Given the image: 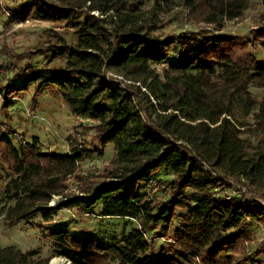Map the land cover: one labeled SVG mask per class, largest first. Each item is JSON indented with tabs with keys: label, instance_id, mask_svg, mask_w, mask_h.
Returning a JSON list of instances; mask_svg holds the SVG:
<instances>
[{
	"label": "trees",
	"instance_id": "obj_1",
	"mask_svg": "<svg viewBox=\"0 0 264 264\" xmlns=\"http://www.w3.org/2000/svg\"><path fill=\"white\" fill-rule=\"evenodd\" d=\"M150 3L149 8L146 7ZM182 5L215 30L199 28L160 35V12ZM250 0H12L9 22L28 18L62 24L75 39L56 32L34 50L12 53L9 68L28 62L0 84L4 110L13 96L33 89V105L49 91L72 114L91 121L94 141H72L68 152L44 150L38 137L17 143L0 126V183L9 225L24 221L52 244L38 249L0 247V264H264V239L253 255L238 256L249 220L264 224V19L251 34L223 29ZM34 53L51 66L30 64ZM110 73V75H108ZM21 78L20 82L17 79ZM9 118V116H8ZM7 118V119H8ZM253 118L254 123L249 119ZM9 126V123L7 124ZM114 147V157L96 173L79 165ZM168 170L172 179L157 178ZM77 192L66 181L75 177ZM245 182L258 197L228 195ZM143 183L162 188L165 200L138 192ZM54 205L50 202L56 197ZM103 216L136 219L139 226L109 240L76 236L68 223L50 226L57 210L77 208ZM181 210V213H177ZM40 215L41 221H36ZM173 231L166 253L155 240ZM231 231H238L230 236Z\"/></svg>",
	"mask_w": 264,
	"mask_h": 264
},
{
	"label": "rangeland",
	"instance_id": "obj_2",
	"mask_svg": "<svg viewBox=\"0 0 264 264\" xmlns=\"http://www.w3.org/2000/svg\"><path fill=\"white\" fill-rule=\"evenodd\" d=\"M11 2L12 0H0V84L6 83L29 60V57L26 56L17 62L18 67L9 68L6 63L11 59L12 53L34 50L47 40L55 39L56 32L67 35L70 40L75 39L72 30L62 24L47 20L28 18L25 21L10 24L5 8L6 4ZM149 6L150 3L146 5L147 8ZM195 14L190 9L179 5V3L172 8L166 7L160 12V25L155 32L165 35L188 32L199 28L216 29L213 23L198 20ZM262 19H264V0H250L249 7L240 17L227 19L223 29L217 31L241 36L250 35L252 28L257 27ZM255 52L257 56L264 58V48L259 47ZM30 61V64L36 68L51 66L54 62L51 57L36 53ZM20 81L21 78H18L17 82ZM250 90L259 98L264 99V85H252ZM13 102V106L8 111L4 110V97L0 95V126L10 129L16 143L20 139L31 140L33 137H38L44 150L63 154L69 151L72 141L76 137L87 144L94 141L93 123L73 115L69 106L61 98L55 97L47 90L38 97V106L35 110L32 109L33 89L15 94ZM249 122L254 123V119H249ZM114 154L113 145H109L104 152L95 153L80 163L79 171L96 173L97 170H102L110 162ZM172 177V172L168 170H162L157 175V178L162 180H170ZM230 182L233 183L232 187H227L224 190L225 194L258 197L257 193L250 189L245 182L238 183L232 180ZM77 183L76 176L66 181L70 192L78 191ZM2 187L3 185L0 183V247L15 246L23 251L38 249L42 257H50L52 244L44 239L42 231L31 227L24 221H18L12 226L9 225L6 220L7 206L1 196ZM159 187L152 189L151 185L143 183L138 186V192L140 191L142 194L149 192L148 196L156 199V201L165 200L167 194ZM54 199L50 202V205H53ZM177 213H181V210H177ZM35 220L41 221L40 215H37ZM61 223H68L73 233L78 237L94 235L104 237L107 240L126 234L133 227L139 226L136 219L103 216L100 206H96L95 213L89 215L74 207L59 209L49 225L56 226ZM180 224L181 218L177 216L173 220L167 238L161 237L155 240L156 253L161 249L165 251L164 253L168 251L169 244L172 243L173 231ZM237 233L238 231H231L229 235L234 236ZM263 239L264 224L258 220H249L244 229L243 237L238 244V256L243 254L253 255ZM49 264H69V262L62 257H51Z\"/></svg>",
	"mask_w": 264,
	"mask_h": 264
},
{
	"label": "built area",
	"instance_id": "obj_3",
	"mask_svg": "<svg viewBox=\"0 0 264 264\" xmlns=\"http://www.w3.org/2000/svg\"><path fill=\"white\" fill-rule=\"evenodd\" d=\"M108 75H110V73H108ZM1 95V94H0ZM240 196V195H239ZM61 197L60 196H56L55 199H54V202H52V204L54 205L56 203V200L60 199ZM64 259V258H63ZM69 262V264H72L70 261H67Z\"/></svg>",
	"mask_w": 264,
	"mask_h": 264
}]
</instances>
